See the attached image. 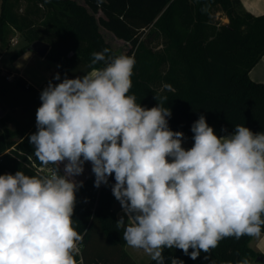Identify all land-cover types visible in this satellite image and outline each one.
<instances>
[{"label":"clouds","instance_id":"clouds-1","mask_svg":"<svg viewBox=\"0 0 264 264\" xmlns=\"http://www.w3.org/2000/svg\"><path fill=\"white\" fill-rule=\"evenodd\" d=\"M108 52L92 53L91 65L103 68L90 65L82 77L49 82L41 92L28 139L38 161L54 167L40 176L0 175V264H78L82 236L73 214L82 182L74 177L86 162L97 188L114 174L112 194L127 216L117 227L156 264H164L165 248L196 260L224 238L264 228V133L237 125L217 136L201 115L185 149L184 134L168 127L169 108H145L129 95L135 59Z\"/></svg>","mask_w":264,"mask_h":264},{"label":"trees","instance_id":"trees-1","mask_svg":"<svg viewBox=\"0 0 264 264\" xmlns=\"http://www.w3.org/2000/svg\"><path fill=\"white\" fill-rule=\"evenodd\" d=\"M0 1L2 46L7 48L15 31L25 40L9 61L31 50L37 40L48 42L51 47L46 57L58 66L51 83L103 68L104 62L91 65L92 53L107 48L106 57L123 54L135 59L129 95H135L145 108L157 103L169 108L168 127L184 134L188 149L194 144L191 127L201 115L217 136L232 133L237 125L264 133V82L249 75L264 55V15L250 13L241 0ZM217 11L228 17V23L215 19ZM101 27L128 43V50L115 49ZM161 37L157 49L154 43ZM165 65L166 74L162 71ZM57 74L60 80L54 79ZM165 81L170 88L165 89ZM40 94L25 79L19 77L12 83L0 71V106L8 110L0 119V175L48 173L39 169L43 165L28 139L37 131ZM108 188L95 187L94 173L77 188L73 220L82 240L75 259L83 264H136L124 250V229L117 227L112 208L115 197ZM251 238H224L196 260L179 249L165 248L164 264H171L173 257L183 264H239L244 260L251 264L260 255L251 248Z\"/></svg>","mask_w":264,"mask_h":264},{"label":"crops","instance_id":"crops-1","mask_svg":"<svg viewBox=\"0 0 264 264\" xmlns=\"http://www.w3.org/2000/svg\"><path fill=\"white\" fill-rule=\"evenodd\" d=\"M241 2L243 6L245 7V9L249 11L250 13L256 16L264 15V0H241ZM0 5H1V1H0ZM102 28H100V30L102 34L105 35ZM104 31L108 32L112 37H114V40L124 42L123 40L118 39L110 31L106 29ZM5 52L6 50L4 51V53L0 54L1 74L5 75L6 79L12 83L15 82L16 79L21 77L27 81V85L34 86L40 92H42L48 86L51 75L55 72V70L58 67L54 61L47 60L46 57L40 56L41 57L40 61L46 62V64H43L41 70L34 72V71L29 70V68L26 66L27 64L25 63H26V60L28 61L29 59L36 57L38 55L36 52H34L33 50H28L24 52L14 62H11V61L6 62L2 60ZM5 67H6V70H8L7 73L3 71L5 70ZM249 75L256 82H264V55L259 60V62L250 70ZM7 111L8 110H5V114ZM7 125L10 128H13L12 124H7ZM1 127L3 128V125L0 122V128ZM63 168H64L63 164L59 165V169L62 172H63ZM87 171H88V174L86 177H84V180L82 182H84L85 180H87L89 177L93 175V172L91 170L88 169ZM114 211L116 213L118 220L123 216L125 219V223L127 222V216H125V213L122 207L118 212L116 210ZM249 244L251 248H253L256 252H258L263 257V259H258V257L255 259H252L251 264H264V232H261L260 235L258 236H252ZM124 250L129 254L133 262H135L136 264H148L152 260L150 256L146 254L142 249H135V248L129 247L127 243L124 245ZM78 264H83L82 260L78 261Z\"/></svg>","mask_w":264,"mask_h":264},{"label":"rangeland","instance_id":"rangeland-1","mask_svg":"<svg viewBox=\"0 0 264 264\" xmlns=\"http://www.w3.org/2000/svg\"><path fill=\"white\" fill-rule=\"evenodd\" d=\"M77 1L83 2L84 0H77ZM23 9H24V7L20 11H22ZM215 19L217 21L223 22V23H228V21H229L228 17L222 11H217L215 13ZM102 30L105 33L104 37H105L106 41L112 43V45L114 46L115 49H117L119 51H126V50H128V48L130 46L128 43L116 41V40H114V37H112L108 32L104 31L105 30L104 28H102ZM161 42H162V37L159 38L154 43V46L157 49L161 48ZM24 43H25V40L23 39L22 34L19 31H15V32H13L10 35V37L8 39V46H7V48H5V47L2 46V42L0 40V54L4 53V51L6 50V52H5L2 60L8 62L9 59H10L11 54H13L14 51H16L19 48V46H21ZM46 59L47 60H51V59H49L47 57H46ZM40 60H41V57L37 55L36 57H34L32 59H29L28 61L26 60V63L25 64H27L26 66L29 68V70L35 72V71L41 70L43 64H46V62H43V61H40ZM2 63H3V61H2ZM0 65H1V63H0ZM167 70H168V66L165 65L163 67V70L162 71H163V73L166 74ZM3 71L6 72V73L8 72V70H6V67H5V70H3ZM163 84L165 85V89L166 88H170V86L166 83V81ZM0 103H2V98L1 97H0ZM183 147L185 149H188V143L187 142L183 143ZM88 169L89 170L92 169L91 168V163L86 162L84 164V171H83V173L81 175H79V176L74 177V179L77 181V183H80V182H82L84 180V177H86L87 174H88V171H87ZM82 175H84V176H82ZM112 208L118 212L121 209V205H120L119 201H117L115 199L114 202H113Z\"/></svg>","mask_w":264,"mask_h":264},{"label":"water","instance_id":"water-1","mask_svg":"<svg viewBox=\"0 0 264 264\" xmlns=\"http://www.w3.org/2000/svg\"><path fill=\"white\" fill-rule=\"evenodd\" d=\"M50 44L48 42L37 40L31 44V50L36 52L41 57H46L49 50H50ZM5 110L0 106V118L4 117ZM115 184L114 174L111 176L110 185L107 189L108 193H112V186ZM258 259H263V257L260 255L258 256Z\"/></svg>","mask_w":264,"mask_h":264},{"label":"built area","instance_id":"built-area-1","mask_svg":"<svg viewBox=\"0 0 264 264\" xmlns=\"http://www.w3.org/2000/svg\"><path fill=\"white\" fill-rule=\"evenodd\" d=\"M40 170H46L47 172H49L51 169L50 168H46L45 166H41L40 168H39ZM110 180H111V176L110 177H108V184L107 185H110ZM107 185H105V184H101V186L100 187H103V186H107ZM78 251H79V246H78Z\"/></svg>","mask_w":264,"mask_h":264}]
</instances>
